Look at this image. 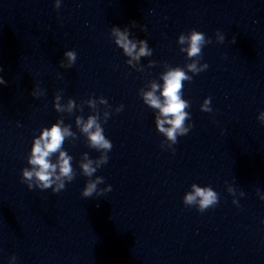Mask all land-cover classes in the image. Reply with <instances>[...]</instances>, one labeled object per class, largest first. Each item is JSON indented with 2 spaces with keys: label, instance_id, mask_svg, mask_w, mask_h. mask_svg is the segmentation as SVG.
I'll list each match as a JSON object with an SVG mask.
<instances>
[{
  "label": "water",
  "instance_id": "water-1",
  "mask_svg": "<svg viewBox=\"0 0 264 264\" xmlns=\"http://www.w3.org/2000/svg\"><path fill=\"white\" fill-rule=\"evenodd\" d=\"M53 4L0 0L6 81L0 85V264L13 256L15 264H264V201L257 195L264 192V125L257 119L264 111V0H62L59 10ZM114 25L147 39L153 55L129 66L110 37ZM193 29L213 43L202 49L208 69L183 82L193 127L173 152L161 148L158 110L140 92L162 83L169 66L190 62L177 37ZM217 30L222 44L215 42ZM66 50L77 53L70 69L60 67ZM37 84L45 95L34 98ZM57 94L77 108L57 113ZM100 97L110 106L97 104L101 121L112 112L102 126L113 147L94 175L104 178L98 187L112 190L84 198L88 178L78 163L84 153L93 160L100 153L75 118L92 114L86 101ZM205 97L211 113L200 110ZM57 118L74 133L64 148L77 175L59 193L30 191L20 173L33 136ZM193 183L211 186L218 204L204 212L186 207L183 196Z\"/></svg>",
  "mask_w": 264,
  "mask_h": 264
},
{
  "label": "clouds",
  "instance_id": "clouds-1",
  "mask_svg": "<svg viewBox=\"0 0 264 264\" xmlns=\"http://www.w3.org/2000/svg\"><path fill=\"white\" fill-rule=\"evenodd\" d=\"M62 0H54L53 7L59 10ZM132 27H136L132 22ZM141 31H144V27ZM110 37L113 43L126 57V63L129 66L138 64L142 57H151L153 49L149 46L147 39L132 38L129 26H112L110 29ZM225 36L219 30L215 33V42L224 43ZM232 42H235L233 38ZM213 40L205 36L201 31L195 29L190 30L187 34L181 33L177 37L179 51L185 54V59L190 61L183 67L169 66L166 71L161 73L160 80L162 83L153 82L148 90L140 92L143 102L150 108L158 110L155 114L156 130L162 134L164 140L161 142V148L175 151L173 145L177 144V138L185 136L192 129L191 104L183 98V82H191L193 76L208 69L209 65L201 63L203 59L202 49ZM77 60L75 50H66L63 53V59L60 61V67L70 69ZM149 66H153V62L149 61ZM2 71V69H0ZM191 73L192 75H189ZM59 77V74H58ZM6 81L0 77V85H4ZM158 93V94H157ZM31 95L39 98L45 95V90L39 84L35 85ZM62 96L57 94L53 98V108L57 113H72L77 105L74 100L69 99L67 103H62ZM87 106L93 110L92 114L85 119L82 116H76L75 124L83 133L88 141L91 149L100 153V156L93 160L89 158L87 153L83 154V159L78 163L80 174L88 178L81 190L80 195L84 198H90L94 194L101 196L112 190L111 185L98 187L104 184L102 176L94 175L98 169L108 163V153L111 151L112 142L106 138L104 134L103 124L107 123L112 112H103V121H101L100 112L97 111V104L108 106V101L104 97L90 98L86 101ZM124 105L121 104L114 109L115 113L123 111ZM202 112L211 113V97H205L200 105ZM258 121L264 125V111H260L257 116ZM187 121V123H186ZM167 125V127L165 126ZM19 126V124L17 125ZM74 137L70 125H65L63 118H57L54 123L48 127H42L38 135H34L30 150L27 154V165L21 169L20 180L25 184L28 190L38 189L45 191L51 189L52 193L63 191L66 184L71 183L77 173L73 167V157L69 155L64 148L67 138ZM94 177V178H93ZM227 192L233 197L232 203L239 207L236 199L237 192L231 185L227 186ZM240 197L244 196V192L238 193ZM257 195L261 201H264V192L257 190ZM219 202V194L213 190L211 186H200L196 183L190 185V191L185 192L183 196V204L186 207H195L198 212L215 207ZM264 224V220L261 221ZM10 264H15V257L10 260Z\"/></svg>",
  "mask_w": 264,
  "mask_h": 264
}]
</instances>
